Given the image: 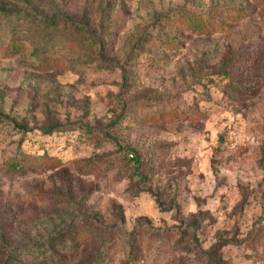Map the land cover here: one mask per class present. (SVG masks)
Returning a JSON list of instances; mask_svg holds the SVG:
<instances>
[{
	"label": "rangeland",
	"instance_id": "1",
	"mask_svg": "<svg viewBox=\"0 0 264 264\" xmlns=\"http://www.w3.org/2000/svg\"><path fill=\"white\" fill-rule=\"evenodd\" d=\"M227 8L246 17L212 36L186 16ZM32 9L83 23L89 40L36 56L33 26L0 21V264L17 247L15 264H93L89 234L50 241L89 230L79 213L97 220V264H264V0Z\"/></svg>",
	"mask_w": 264,
	"mask_h": 264
},
{
	"label": "trees",
	"instance_id": "2",
	"mask_svg": "<svg viewBox=\"0 0 264 264\" xmlns=\"http://www.w3.org/2000/svg\"><path fill=\"white\" fill-rule=\"evenodd\" d=\"M21 6H23L25 9L23 11H8L3 7H0V21H5L8 23H28L31 26L34 27L35 32L34 35H31V38L36 40L35 43V51L33 52L36 56H46L48 58L49 52L52 50H55L58 48V46H61L62 44H65V37H72V42L75 43L77 46H83L85 43L89 40L88 34H87V28L82 27L81 25L83 23L74 22L70 18L66 19H60L56 14L54 15H43L42 13L39 14L36 9H32L33 6H35V0H21L20 1ZM229 15L228 18L223 17L222 19H219L217 15L213 16V14H210L209 16H201L199 14H195L192 11H187L186 16L191 18L193 21L192 27L194 28L193 31L199 32V35L204 36H212L215 35L218 32L227 33L230 31V24H231V18L240 21V19H244L246 15L240 11H236V9H230L227 8L226 11ZM15 20H17L15 22ZM234 22V21H233ZM73 30L71 29V27ZM70 27V28H69ZM28 39L25 37H20L19 42H27ZM96 43V47L98 45L100 46V42L94 40ZM15 44V43H14ZM93 45V46H95ZM101 47V46H100ZM92 62V61H91ZM16 127L19 129H22L25 132H30L27 127H21L20 125H17ZM42 132L45 135L56 133V132H66V129L63 128L62 125L57 124L53 125L49 128H44ZM55 160H57L55 158ZM137 162V161H136ZM139 165V162H138ZM137 187V186H135ZM138 188V187H137ZM136 190V189H135ZM149 192L137 189L135 192L136 194ZM173 205H170L171 209L176 207V203L173 202ZM76 218L73 219V226L79 222L87 224L90 228L89 230L86 229L84 231L78 232L76 231L72 235H63L62 237L56 236L55 238H51L50 241H53L52 243H60V244H67L69 242L72 246L74 244H79L78 242H81L82 239L80 237V234L87 233L89 234L87 241L95 246L93 250L89 253V256L93 259L94 263L98 262L103 258V245L104 240L102 236L98 233V223L97 220L92 219L91 216L88 217L87 215H81L80 213L75 216ZM74 226V227H75ZM86 226V225H85ZM102 229V226H100ZM81 239V241H80ZM99 243V246L97 245ZM40 245V243H38ZM1 246V244H0ZM22 248H9L6 249V260L5 264H12L17 263V258L13 257L14 253L17 251H20ZM30 250L29 247L25 250ZM46 250V248H45ZM44 250V251H45ZM85 252H83L81 255L83 256ZM48 250L44 252V257H47ZM79 255V254H78ZM76 255V256H78ZM51 256V255H50ZM55 259L52 255V257H48L43 259L42 262L38 264H54Z\"/></svg>",
	"mask_w": 264,
	"mask_h": 264
}]
</instances>
